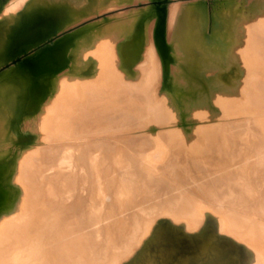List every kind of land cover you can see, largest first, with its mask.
Returning <instances> with one entry per match:
<instances>
[{
	"label": "bare ground",
	"instance_id": "bare-ground-1",
	"mask_svg": "<svg viewBox=\"0 0 264 264\" xmlns=\"http://www.w3.org/2000/svg\"><path fill=\"white\" fill-rule=\"evenodd\" d=\"M31 1L0 2V80L18 87L17 131L0 145V264H106L121 251L112 264H264V233L225 210L264 221V0L214 19L207 3L209 17L196 0H145L76 29L52 15L23 27ZM196 86L206 98L192 121L217 113L192 151L175 146L190 125L171 93ZM176 186L197 196L184 211L170 208Z\"/></svg>",
	"mask_w": 264,
	"mask_h": 264
},
{
	"label": "rangeland",
	"instance_id": "rangeland-1",
	"mask_svg": "<svg viewBox=\"0 0 264 264\" xmlns=\"http://www.w3.org/2000/svg\"><path fill=\"white\" fill-rule=\"evenodd\" d=\"M32 1L30 2L31 4L29 3L30 6L29 5L27 6L26 10L24 11V15L22 16L21 22L24 23L23 27H27L28 25H30L31 22L29 21H33L34 19L42 20L52 15V16L59 18L60 21H62V23H68L70 25L78 24L75 27V29L78 27L85 26L92 22H101V21L105 22L107 20L111 22V20L114 18H120V17L125 18L131 15L132 13L138 12L149 2L145 0H32ZM187 1L189 0H183V1L182 0H179V1L178 0H160L159 2H156V4L159 6L164 5L165 7H169L172 4L182 3V2H187ZM198 1L200 0H196L197 2L196 6L199 7L203 15L205 17H209L208 8H207V4H208L210 17H213L214 19L215 13L218 10H224L223 8H226L227 6H229V4H233L236 10L244 11L249 6L250 3L254 1H258V0H201L200 2ZM0 2L3 3V0H0ZM218 5H220L221 7ZM71 12H73L72 15L70 14ZM89 13L91 14V16L88 15ZM30 18H32L33 20H31ZM27 19H30V20H27ZM13 26L14 24L11 27L13 28ZM88 26L91 27V30L95 28L93 24L88 25ZM10 29L11 28L3 29L0 26V64L4 56L5 45L7 43L5 34H8L11 31ZM208 34L211 35L210 33ZM85 37H87V34L79 37L80 39L78 41H81L82 38L85 39ZM218 49L222 53V56L226 57L228 55V52H229L228 47H223V45L220 44ZM21 60H23V58H21L20 60H16L15 63H12L10 65L16 64ZM89 60L90 59L88 57H85L82 60L79 67H83L86 64H88ZM175 63H176V60H175ZM6 68H8V66ZM239 77H240V71L236 63H233L231 66H229L228 70H226V73H224V78L226 80H229L230 83L234 82L232 83L234 85H235V81H239ZM106 83H108V79L104 78L103 84H106ZM170 84H171V87L174 89L173 80L170 81ZM8 85L10 86L12 85L11 86L12 89L6 90L5 93L7 94H2V89L7 87ZM197 90L198 89L196 86L194 89H184L183 88V90H180V91L175 90L171 93L172 103L176 110L177 119L182 124L189 121V125H190L187 127L186 131H182V130L178 131L180 136L175 141L176 142L175 146L182 143V144L187 145L192 151H195L197 147L201 146L205 140H208L209 138L213 136L214 129H212V126L210 124V119L213 116H215L217 113L216 109L212 108L207 118L199 122L197 120L196 122L192 121L194 120L193 119L194 109L197 106L203 104L206 98V94H204L203 91H197ZM17 93H18V87L16 83H14L13 81H10L9 79L0 80V95H1L0 96V145L1 147L6 146L8 144V140L13 139L17 131L16 126L14 125L12 121L13 117L15 116L17 106H18V94ZM162 93H163V90H160L159 96H162L163 95ZM9 94L12 95V97L9 98ZM1 97L6 100L2 99ZM8 98L10 100H8ZM177 124L178 123L174 122L173 125L170 127L176 128V126H178ZM192 125H195V127H192ZM163 127L164 129L170 128L169 126L167 127L163 126ZM152 130H153V127H149L145 129V131H152ZM142 133L143 132L140 131V132H135V134L134 133L133 134L138 135ZM172 182L175 183L174 181ZM176 190H177L176 197L181 199L182 202L178 206H174L173 204V206H171L170 208L172 210L177 209L179 211H184L185 208H189L191 206L193 200L196 199L197 196H195L194 194H191L186 189L180 186H176ZM260 191L261 193H259V195L263 196L264 188L260 189ZM225 210L228 212V214H230V216L239 215L245 221L254 220L252 221L253 223L251 222V224H248V225L252 226L254 230L256 229L260 231L261 233L262 232L264 233V221L260 217H255L254 219H251L252 216L250 215L245 216L244 214H242V212L235 211L231 209L230 206L228 205L225 206ZM20 229H22L21 234H25V232H22V231H25L26 227L22 226L20 227ZM30 231H31V234H34V237L39 235V233H41V225L37 224V225L32 226L30 228ZM127 253H128L127 251L119 252L115 256V258L111 259L106 264H112L113 263L112 260H115V259H124Z\"/></svg>",
	"mask_w": 264,
	"mask_h": 264
}]
</instances>
